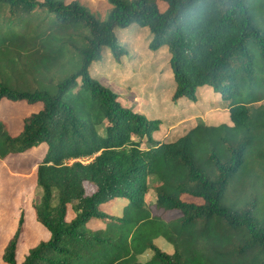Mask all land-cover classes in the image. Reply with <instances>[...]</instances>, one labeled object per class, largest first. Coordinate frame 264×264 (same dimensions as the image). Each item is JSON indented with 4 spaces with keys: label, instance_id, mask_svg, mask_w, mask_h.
I'll return each mask as SVG.
<instances>
[{
    "label": "trees",
    "instance_id": "16d2710c",
    "mask_svg": "<svg viewBox=\"0 0 264 264\" xmlns=\"http://www.w3.org/2000/svg\"><path fill=\"white\" fill-rule=\"evenodd\" d=\"M104 2L100 14L81 0H0V103H40L15 133L0 119V157L42 146L31 207L48 234L17 261L20 212L0 259L264 264V0ZM127 26L145 28L153 52L165 47L170 101L194 103L208 88L229 123L199 121L173 139L156 137L167 130L160 118L121 103L90 73L103 49L122 53L116 31ZM148 176L152 206L173 215L151 214ZM118 198L120 215L103 210Z\"/></svg>",
    "mask_w": 264,
    "mask_h": 264
},
{
    "label": "rangeland",
    "instance_id": "374dc122",
    "mask_svg": "<svg viewBox=\"0 0 264 264\" xmlns=\"http://www.w3.org/2000/svg\"><path fill=\"white\" fill-rule=\"evenodd\" d=\"M81 1L100 14L109 7L104 0ZM132 26L116 31L122 49L118 58L116 59L107 49H103L102 57L91 64L90 73L96 76L100 83L116 91L121 103L130 106L132 110L145 113L149 118H160L159 120L166 125L167 130L164 134L157 132L156 137L173 139L199 121L209 124L223 121L229 123L225 110L216 103L218 95L211 93L208 88H201L197 92V101L194 103L183 100L175 103L170 101L173 83L165 47L158 48L154 52L148 49L146 47L149 37L147 30ZM39 106V102L28 104L24 101L3 100L0 103V119L5 121L10 133H15L20 127L21 118ZM104 124L105 120L97 127L99 132L102 131ZM41 152L42 146L37 151L30 150L18 155L9 154L0 157V253L3 244L12 234L21 212L22 225L15 250L17 261L21 260L28 246L38 239H45L48 235L36 223L31 207L35 187L34 169L38 154ZM79 159L88 160L87 158ZM153 183L154 180L148 176L145 202L151 214H162L164 217L173 215V211L163 212L152 206L155 197ZM87 188L90 189L92 186L87 185ZM123 203L124 199L118 198L110 207L102 208L104 211L120 215ZM71 214V210L68 209L67 217ZM153 241L162 250L172 251L171 245L163 237L158 236ZM149 254V251L145 250L137 254V257L145 259ZM0 264H4L1 259Z\"/></svg>",
    "mask_w": 264,
    "mask_h": 264
},
{
    "label": "crops",
    "instance_id": "0c3cea01",
    "mask_svg": "<svg viewBox=\"0 0 264 264\" xmlns=\"http://www.w3.org/2000/svg\"><path fill=\"white\" fill-rule=\"evenodd\" d=\"M154 239H156V238H154Z\"/></svg>",
    "mask_w": 264,
    "mask_h": 264
}]
</instances>
